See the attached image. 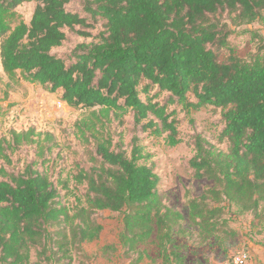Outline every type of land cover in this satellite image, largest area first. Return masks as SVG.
I'll return each instance as SVG.
<instances>
[{
	"label": "trees",
	"instance_id": "trees-1",
	"mask_svg": "<svg viewBox=\"0 0 264 264\" xmlns=\"http://www.w3.org/2000/svg\"><path fill=\"white\" fill-rule=\"evenodd\" d=\"M70 1L0 0V66L7 89L26 82L60 91L61 102L90 111L94 120L129 113L135 128L166 134L169 146L179 140L168 105L187 114L211 106L220 110L218 142L226 148L194 137L188 167L195 180L211 186L187 201L185 217L164 204L160 179L135 135L129 156L109 136H93L96 157L90 158L97 166L74 176L86 194L71 212L46 173L30 165L20 174L0 167V264H32L31 252L34 264H69L72 249L83 255V245L99 240L104 226L97 215L104 212L121 218L117 241L128 264H139L147 245L158 249L162 264H182L172 249L176 236L197 246L232 240L227 207L253 217L264 207V40L243 59L228 38L232 28L261 19L264 0H84L83 16L66 10ZM24 3L35 4L28 23L17 11ZM96 23L101 31L93 36L86 29ZM66 31L92 39L77 44L68 59L53 53ZM153 89L167 93V103L153 102ZM6 136L0 139L6 164L7 152L20 146L34 144L43 157L54 145L52 134L34 128ZM118 246L105 244L102 257L110 259Z\"/></svg>",
	"mask_w": 264,
	"mask_h": 264
},
{
	"label": "rangeland",
	"instance_id": "rangeland-1",
	"mask_svg": "<svg viewBox=\"0 0 264 264\" xmlns=\"http://www.w3.org/2000/svg\"><path fill=\"white\" fill-rule=\"evenodd\" d=\"M83 4L84 0H71L66 10L83 16ZM34 7V3H24L18 8V13L26 23L29 22ZM261 14V19L253 24L232 28L228 43L237 57L246 59L258 52L260 39L264 40V11ZM89 22L91 23L90 20ZM86 31L95 36L101 31L100 23ZM66 33V41L53 50V53L65 59L69 58L77 44L92 41L91 38L79 37L74 32ZM223 55L221 53V58ZM0 75V139L8 138L6 134L10 130L25 131L34 128L36 133L52 134L54 144L49 151L45 150L43 157L37 155L34 144L20 146L13 153L8 151L10 163L6 164L0 159V167L8 173L20 174L30 165L33 169L46 173L57 189L58 200L70 212L80 205L86 194V185L77 184L74 176L79 170L90 171L93 166H97L90 158L96 157L93 136H109L112 143L124 150L127 156L130 155L131 137L138 136L143 153L149 155L148 164L160 179L158 190L163 196L164 204L184 217L187 214V201L198 197L204 189L211 186L205 180H195L192 177L188 162L194 154L193 141L197 135L204 137L217 149L225 150L226 144L218 142L223 125L219 109L206 106L187 114L177 104L168 105V112L173 111V117L177 121L179 140L177 145L169 146L165 139L166 134L156 136L150 130L141 132L135 128L133 117L129 113L120 120L115 119L112 114L108 118L94 120L90 117V111L72 109L61 102L60 91L49 93L39 85L26 82L7 89L1 66ZM148 94L159 105L167 103L169 98L167 93H160L157 89L150 90ZM140 98L144 101L145 95L141 93ZM91 120L94 131L88 130ZM50 145L48 143L47 146ZM235 210L234 207H227L225 213L235 236L222 245L211 240L197 246L187 237H174L172 249L182 259V264H230L232 255L239 251L247 254V264H264V207L259 209L256 217L249 214L237 215ZM97 218L104 226L99 240L83 245V255L72 249L69 264H128L117 241L122 227L120 216L104 212L99 213ZM105 244L118 246L117 252L110 259L102 257L101 250ZM142 248L146 256L139 264H162L158 249L152 245ZM30 262H36L33 252ZM40 264H66V260Z\"/></svg>",
	"mask_w": 264,
	"mask_h": 264
},
{
	"label": "built area",
	"instance_id": "built-area-1",
	"mask_svg": "<svg viewBox=\"0 0 264 264\" xmlns=\"http://www.w3.org/2000/svg\"><path fill=\"white\" fill-rule=\"evenodd\" d=\"M59 106H62V103H59ZM248 256L245 252L239 251L232 255L230 264H247Z\"/></svg>",
	"mask_w": 264,
	"mask_h": 264
}]
</instances>
